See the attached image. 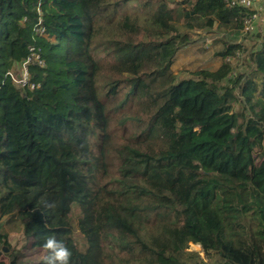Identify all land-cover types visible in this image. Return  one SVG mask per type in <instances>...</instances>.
I'll list each match as a JSON object with an SVG mask.
<instances>
[{"label": "trees", "instance_id": "trees-1", "mask_svg": "<svg viewBox=\"0 0 264 264\" xmlns=\"http://www.w3.org/2000/svg\"><path fill=\"white\" fill-rule=\"evenodd\" d=\"M249 13L224 0H0V227L15 219L42 252L25 261L0 234V264H48L50 236L71 264H264V38L242 44ZM180 19L227 33L218 69L174 73L190 42ZM29 46L45 66L29 67L39 87L24 98L6 73Z\"/></svg>", "mask_w": 264, "mask_h": 264}, {"label": "rangeland", "instance_id": "rangeland-1", "mask_svg": "<svg viewBox=\"0 0 264 264\" xmlns=\"http://www.w3.org/2000/svg\"><path fill=\"white\" fill-rule=\"evenodd\" d=\"M175 27L180 33L188 34L190 37L189 44L182 47L175 56L172 69L176 75L183 69L193 71L205 68L214 71L219 68L221 59L217 56V53L222 49L223 42L229 38L227 33H221L218 31H189L183 27L182 19L175 23ZM258 34L260 38L257 39L254 37L256 34L242 36V44L244 46L251 47L255 43H260V39L264 38V27L261 33ZM231 62L235 73L245 69L242 59L231 60ZM74 225L75 222L73 223V226ZM0 234L5 235V238H2L1 242L6 241L10 249L14 252H22L25 256V261H33L42 255V252H38L37 250L29 249L27 247L26 240L22 233V227L15 219L3 218L1 220ZM1 247L2 246L0 245V248ZM2 249L3 253H7L9 251L6 246ZM186 252H197L201 258L204 257L199 245L189 244Z\"/></svg>", "mask_w": 264, "mask_h": 264}, {"label": "built area", "instance_id": "built-area-1", "mask_svg": "<svg viewBox=\"0 0 264 264\" xmlns=\"http://www.w3.org/2000/svg\"><path fill=\"white\" fill-rule=\"evenodd\" d=\"M227 8L242 7L250 13L242 17L239 22L241 25L240 37L253 33H261L264 27V0H224ZM40 23V20L38 21ZM35 34L43 35L44 29L36 27ZM239 56V53H236ZM231 63L230 58L226 59ZM36 65L39 68L45 66V61L41 55V50L34 46L28 47V53L24 60L16 64L6 73L11 83L20 90L23 97H27V91H33L39 84L32 83L29 76V67Z\"/></svg>", "mask_w": 264, "mask_h": 264}, {"label": "clouds", "instance_id": "clouds-1", "mask_svg": "<svg viewBox=\"0 0 264 264\" xmlns=\"http://www.w3.org/2000/svg\"><path fill=\"white\" fill-rule=\"evenodd\" d=\"M43 247L49 253L47 256L48 264H71V250L62 241H58L54 236H50L44 242Z\"/></svg>", "mask_w": 264, "mask_h": 264}]
</instances>
